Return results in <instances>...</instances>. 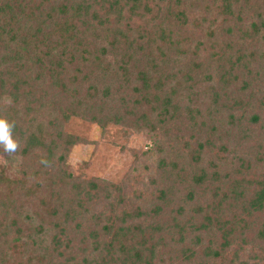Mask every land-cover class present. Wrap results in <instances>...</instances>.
<instances>
[{
    "label": "trees",
    "instance_id": "obj_1",
    "mask_svg": "<svg viewBox=\"0 0 264 264\" xmlns=\"http://www.w3.org/2000/svg\"><path fill=\"white\" fill-rule=\"evenodd\" d=\"M0 118V264H264V0H0ZM73 118L155 166L77 178Z\"/></svg>",
    "mask_w": 264,
    "mask_h": 264
},
{
    "label": "rangeland",
    "instance_id": "obj_2",
    "mask_svg": "<svg viewBox=\"0 0 264 264\" xmlns=\"http://www.w3.org/2000/svg\"><path fill=\"white\" fill-rule=\"evenodd\" d=\"M204 97L202 103L210 106L211 99ZM118 108L116 105L107 106L108 112H115ZM211 109L212 114L223 119L220 108L213 106ZM225 130L226 127L219 133ZM65 132L82 139V143L73 148L68 158L70 172L84 181L97 179L115 185H120L127 177L136 164L137 156L141 162L140 171L155 166L157 156L154 155V148L162 140L157 134L153 136L146 131H137L129 123L110 124L101 129L97 124L79 118L71 119L65 126ZM150 150L154 152L147 160L143 159V154ZM0 163L6 168L20 169L22 158L20 154L2 155Z\"/></svg>",
    "mask_w": 264,
    "mask_h": 264
},
{
    "label": "clouds",
    "instance_id": "obj_3",
    "mask_svg": "<svg viewBox=\"0 0 264 264\" xmlns=\"http://www.w3.org/2000/svg\"><path fill=\"white\" fill-rule=\"evenodd\" d=\"M14 128V122L0 118V150L6 154L15 153L19 147L15 139Z\"/></svg>",
    "mask_w": 264,
    "mask_h": 264
}]
</instances>
